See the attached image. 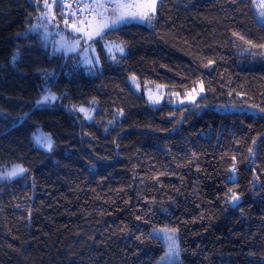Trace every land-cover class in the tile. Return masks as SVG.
<instances>
[{
    "label": "trees",
    "instance_id": "1",
    "mask_svg": "<svg viewBox=\"0 0 264 264\" xmlns=\"http://www.w3.org/2000/svg\"><path fill=\"white\" fill-rule=\"evenodd\" d=\"M41 9L0 0V168L29 169L0 182V264H155L164 247L153 228L176 229L179 264H264V27L251 0H157L151 25L92 41L94 74L75 54L54 56L43 29L17 35ZM108 40L127 42L119 62ZM41 69L64 98L38 107ZM133 74L140 86L184 95L202 80L206 91L185 108L152 105L129 87ZM38 132L53 151L34 146Z\"/></svg>",
    "mask_w": 264,
    "mask_h": 264
},
{
    "label": "snow or ice",
    "instance_id": "2",
    "mask_svg": "<svg viewBox=\"0 0 264 264\" xmlns=\"http://www.w3.org/2000/svg\"><path fill=\"white\" fill-rule=\"evenodd\" d=\"M60 3L61 0H43V9L40 10L37 23L30 24L27 32L18 33L17 35H27L28 32H38L40 29H43L40 39L44 43V46L47 47L49 41H51L52 54L55 56L56 54L63 53L65 58H67L68 53L81 51V40L93 41L96 37L103 38L107 32L118 31L122 26L131 23H148L151 25L157 12V0H86V2L85 0H79V2L75 4L64 0L63 9L65 10V14H61L60 18L65 28L60 29L56 11V6ZM251 6L255 9L254 16L258 15L259 17L258 23L264 27V0H251ZM37 7L39 8V2ZM49 24H55L57 29L55 36L58 37V39L52 38L53 33L49 30ZM67 29L71 31L69 32ZM233 35H238L240 40H245L243 35L235 32ZM245 42L252 44L250 40H245ZM259 46L264 47V45ZM105 49L112 61L119 62V59L126 55L127 42L123 40L119 42L108 40L105 43ZM89 50L95 51L91 43L82 51L88 52ZM18 58L19 48H17V51L12 55L11 62L13 65H15ZM81 62L86 66L89 72H92L95 65L99 64L101 60L99 55L94 58L89 55H84ZM213 63L214 61L212 60L208 62L209 65ZM40 71L46 83L40 99L37 100V105L50 104L57 100H62L64 98L63 95H57L47 83L49 78L54 76V71H49L47 69H41ZM130 80L137 89L140 88V83L135 74L130 76ZM199 83V91H196V88L193 87L192 90L186 92L183 97H181L179 92H172L171 95L179 98L180 104H184L185 100L192 104H196L197 98L201 97V94L206 91L204 82L201 80ZM148 99L153 104H159L163 96L159 94L153 95L152 90H149ZM95 103H97V101L93 98L91 104L94 105ZM69 110L83 114L86 120H92L94 118L93 115H91V113L94 112V108L86 107L83 104H70ZM260 111H264V108H261ZM117 115L123 116L124 110L122 108L117 109ZM114 122V120H110L108 124L111 125ZM105 130L107 131L108 129L106 128ZM34 138L37 145L44 148L46 151L51 152L54 150L55 141L50 136L42 135L37 137L34 134ZM253 143L255 144L256 142L253 141ZM249 152H253V149H249ZM235 159L236 158L233 157L234 161ZM236 171L237 169L235 165H233L231 172L235 173ZM28 173L29 169L22 163L14 162L11 164V167L0 168V180H13L17 177L24 178ZM225 196L226 202H231L232 206L239 204L240 194L233 189L230 188ZM137 219H139V217H137ZM160 232H163L164 239L167 241L168 250L164 254L165 257H178L180 248L175 235L176 229L163 228L160 231L153 229V233L149 235L152 236L153 239H159ZM170 264H179V262L173 259Z\"/></svg>",
    "mask_w": 264,
    "mask_h": 264
},
{
    "label": "rangeland",
    "instance_id": "3",
    "mask_svg": "<svg viewBox=\"0 0 264 264\" xmlns=\"http://www.w3.org/2000/svg\"><path fill=\"white\" fill-rule=\"evenodd\" d=\"M179 2L182 3V4H185V5H189V3L193 2V0H179ZM252 9H253V11L255 12V9H254V8H252ZM256 18H257V21H258V19H259L258 15L256 16ZM62 29H63V26H62ZM56 31H57V29H56V26L54 25V32L56 33ZM67 31L70 32L71 30H70V29H67ZM96 38H97V37H96ZM96 38H94V40H95ZM56 39H58V37H56ZM94 40H93V41H94ZM89 43L92 44V41L81 40V42H80V48H81V51H77V52H74V53H72V54H75V55L78 57V59H80V64H81V66L83 67L84 71H85L87 74H94L95 68L93 69L92 72H89V71L87 70L86 66L81 62V61H82V57H83L84 55H89V56H91V57H93V58H94L95 56H97V52H96V49L94 48L93 44H92V46H93V48L95 49L94 52L91 51V50H89L88 52H83V51H82L83 49H86V48L88 47V44H89ZM104 48H105V43H104ZM105 50H106V49H105ZM106 52H107V50H106ZM107 53H108V52H107ZM62 54H63V53H62ZM118 55H119V54H118ZM96 65H97V64H96ZM96 65H95V66H96ZM127 82H128L129 87H130L134 92L143 95V96L145 97L146 101H147L149 104L157 105V104H153V103H151V102L149 101V99H148V93H149V90H152L153 95L159 94V95L163 96V99L161 100V102H166V103L169 104V105H172V106H175V107H182V108H185V107H187V106L195 105V104H192V103L188 102L187 100H185V103H184V104H180V103H179V98H177V97H175V96H172V95H171V92H167V91L165 90V88L162 87V86L158 87L159 85H152V86H147V85H145V86H140V88L137 89V88L133 85L132 81L130 80V77H128ZM199 88H200V84H198V86H197V88H196V91H199ZM184 95H185V94H184ZM184 95H181V97H183ZM201 95H203V93H202ZM198 98H199V97H198ZM161 102H160V103H161ZM160 103H159V104H160ZM35 106H38V107H39V106H42V105H37V102H35ZM85 120H86V119H85ZM87 121H89V120H87ZM42 135L47 136L46 134H43V133H40V132H38L35 136L38 137V136H42ZM33 143H34V146H36V147H38V148H40V149L45 150L44 148H42V147H40V146L37 145L36 140H35L34 137H33ZM153 229H156L157 231H160V230L163 229V228H153ZM153 229L150 230V233H153ZM175 235H176V237H177L176 232H175ZM159 240H160V242L162 243V245H163V247H164V253H163L162 256L157 260V262H156L155 264H170L171 260H173V259H174V260H178V262H179V256H178V257H165L164 254H165V252H167L168 248H167V241L164 239V234H163V232H160ZM177 242H178V239H177Z\"/></svg>",
    "mask_w": 264,
    "mask_h": 264
},
{
    "label": "built area",
    "instance_id": "4",
    "mask_svg": "<svg viewBox=\"0 0 264 264\" xmlns=\"http://www.w3.org/2000/svg\"><path fill=\"white\" fill-rule=\"evenodd\" d=\"M67 2L75 4V3L79 2V0H67ZM85 2H86V0H85ZM63 3H64V0H61V3L59 4L60 14H65V10L63 9Z\"/></svg>",
    "mask_w": 264,
    "mask_h": 264
},
{
    "label": "crops",
    "instance_id": "5",
    "mask_svg": "<svg viewBox=\"0 0 264 264\" xmlns=\"http://www.w3.org/2000/svg\"><path fill=\"white\" fill-rule=\"evenodd\" d=\"M17 178H18V177H17ZM1 181H5V180H0V182H1Z\"/></svg>",
    "mask_w": 264,
    "mask_h": 264
}]
</instances>
